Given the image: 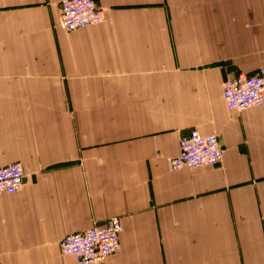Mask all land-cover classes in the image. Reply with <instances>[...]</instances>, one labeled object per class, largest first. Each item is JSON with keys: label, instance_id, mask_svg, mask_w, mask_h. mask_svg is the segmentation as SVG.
I'll use <instances>...</instances> for the list:
<instances>
[{"label": "crops", "instance_id": "1", "mask_svg": "<svg viewBox=\"0 0 264 264\" xmlns=\"http://www.w3.org/2000/svg\"><path fill=\"white\" fill-rule=\"evenodd\" d=\"M63 0H0V264H79L59 242L118 216L105 264H264V105L222 83L264 66V0H95L66 32ZM193 129L223 161L174 170Z\"/></svg>", "mask_w": 264, "mask_h": 264}, {"label": "built area", "instance_id": "2", "mask_svg": "<svg viewBox=\"0 0 264 264\" xmlns=\"http://www.w3.org/2000/svg\"><path fill=\"white\" fill-rule=\"evenodd\" d=\"M104 21V12L95 0H63L60 3L58 26L66 32L98 25ZM223 97L228 109L241 113L264 105V66L254 75L239 74L222 83ZM224 158L217 134H201L193 129L183 137L179 153L171 165L174 170L200 169L220 164ZM25 169L15 162L0 168V193L15 194L25 182ZM122 220L111 217L103 224L67 235L59 242L62 255L73 256L79 264H105L121 249Z\"/></svg>", "mask_w": 264, "mask_h": 264}]
</instances>
